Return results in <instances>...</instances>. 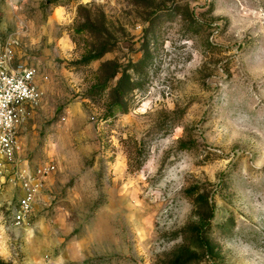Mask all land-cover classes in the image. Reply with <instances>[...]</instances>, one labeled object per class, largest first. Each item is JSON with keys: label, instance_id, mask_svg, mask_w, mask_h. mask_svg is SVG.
Here are the masks:
<instances>
[{"label": "rangeland", "instance_id": "1", "mask_svg": "<svg viewBox=\"0 0 264 264\" xmlns=\"http://www.w3.org/2000/svg\"><path fill=\"white\" fill-rule=\"evenodd\" d=\"M61 4L0 0L43 92L21 161L56 165L24 228L0 178V260L264 264V0Z\"/></svg>", "mask_w": 264, "mask_h": 264}, {"label": "built area", "instance_id": "2", "mask_svg": "<svg viewBox=\"0 0 264 264\" xmlns=\"http://www.w3.org/2000/svg\"><path fill=\"white\" fill-rule=\"evenodd\" d=\"M15 50L6 43L0 51V178L10 172L11 183L20 192L10 209L9 224L24 228L30 224L39 193L56 171L52 163L31 168L21 161L22 147L18 131L42 100L37 71L23 63L14 67Z\"/></svg>", "mask_w": 264, "mask_h": 264}, {"label": "trees", "instance_id": "3", "mask_svg": "<svg viewBox=\"0 0 264 264\" xmlns=\"http://www.w3.org/2000/svg\"><path fill=\"white\" fill-rule=\"evenodd\" d=\"M67 1H73V0H67ZM50 4L51 5H55V6H57V7H59V6H61L62 4H61V0H50ZM107 50H105V52H106ZM104 52V53H105ZM103 55V53H100V54H94V53H91V54H89L88 56H86L83 60H82V62L83 63H90V62H92V61H94V60H98V59H100L101 58V56ZM209 223H207V224H204V223H202V229H204L205 228V226L206 227H209ZM0 264H11V263H9V262H5V261H3V260H0ZM176 264H183V263H181L180 261H178Z\"/></svg>", "mask_w": 264, "mask_h": 264}, {"label": "crops", "instance_id": "4", "mask_svg": "<svg viewBox=\"0 0 264 264\" xmlns=\"http://www.w3.org/2000/svg\"><path fill=\"white\" fill-rule=\"evenodd\" d=\"M27 162V161H26Z\"/></svg>", "mask_w": 264, "mask_h": 264}]
</instances>
